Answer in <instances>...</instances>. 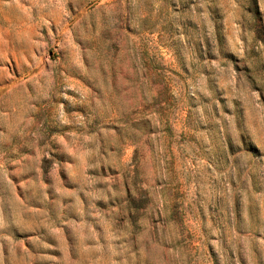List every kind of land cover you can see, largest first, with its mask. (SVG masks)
Listing matches in <instances>:
<instances>
[{
	"label": "rangeland",
	"instance_id": "374dc122",
	"mask_svg": "<svg viewBox=\"0 0 264 264\" xmlns=\"http://www.w3.org/2000/svg\"><path fill=\"white\" fill-rule=\"evenodd\" d=\"M0 264H264V0H0Z\"/></svg>",
	"mask_w": 264,
	"mask_h": 264
}]
</instances>
